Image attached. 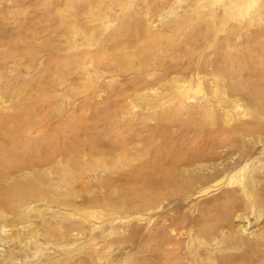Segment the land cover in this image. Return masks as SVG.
I'll return each instance as SVG.
<instances>
[{
    "label": "rangeland",
    "instance_id": "rangeland-1",
    "mask_svg": "<svg viewBox=\"0 0 264 264\" xmlns=\"http://www.w3.org/2000/svg\"><path fill=\"white\" fill-rule=\"evenodd\" d=\"M0 264H264V0H0Z\"/></svg>",
    "mask_w": 264,
    "mask_h": 264
},
{
    "label": "bare ground",
    "instance_id": "bare-ground-1",
    "mask_svg": "<svg viewBox=\"0 0 264 264\" xmlns=\"http://www.w3.org/2000/svg\"><path fill=\"white\" fill-rule=\"evenodd\" d=\"M248 5L250 6L253 3V0H247Z\"/></svg>",
    "mask_w": 264,
    "mask_h": 264
}]
</instances>
